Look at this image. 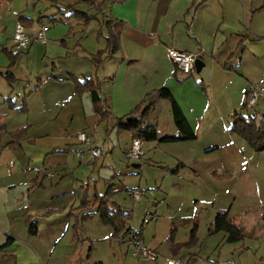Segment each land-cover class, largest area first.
<instances>
[{"label":"crops","instance_id":"obj_1","mask_svg":"<svg viewBox=\"0 0 264 264\" xmlns=\"http://www.w3.org/2000/svg\"><path fill=\"white\" fill-rule=\"evenodd\" d=\"M76 3L0 0V264H264V153L254 152L230 131L236 113L264 118V95L253 110H243L248 83L264 86V0H106L113 19L121 22V51L99 68L94 57L106 50L107 34L98 32L105 42L94 48L82 45L85 37H93L88 28L98 29L101 22L86 27L63 11ZM19 17L30 35L47 27L48 44L16 51L13 35ZM169 49L198 54L204 67L191 76L183 74ZM35 59L42 63L39 68L33 65ZM71 78L101 85L106 120H100L89 93H76ZM162 88L172 93L196 140L143 143L152 155L146 154L132 169L106 166L108 155L115 152L114 134L134 141L131 133L118 132V120ZM8 99L15 109L5 104ZM160 105L151 125L157 127L159 139L178 137L171 103L164 104L168 126ZM63 120L72 128L77 121L85 122L76 130L104 148L105 157L95 163L79 159L83 147L77 136L68 135L72 128L61 127ZM103 125L107 138L98 143L93 130ZM24 129L26 139L15 143L14 134ZM58 155L67 160L55 163ZM154 165L178 171L175 176L165 171L161 182L153 180V187L145 175ZM128 178L138 185L128 186ZM167 178L171 183L164 187ZM116 188L122 191H112L109 202L131 216L119 237L99 213L100 199ZM128 189L144 193L138 202L130 197L144 205L138 214L125 206L126 199L118 201ZM225 212L244 228L243 242L231 244L224 233L208 234L216 216ZM84 216L86 221L80 223ZM136 216L142 217L141 229L132 225ZM196 226L197 245L175 257L172 244L188 243ZM139 233L159 254L157 261L135 253L131 237ZM8 241L11 245L2 249ZM91 243L95 253L89 249L86 256L85 246Z\"/></svg>","mask_w":264,"mask_h":264},{"label":"trees","instance_id":"obj_2","mask_svg":"<svg viewBox=\"0 0 264 264\" xmlns=\"http://www.w3.org/2000/svg\"><path fill=\"white\" fill-rule=\"evenodd\" d=\"M103 0H77V3L72 6H68L64 12H70L72 17L82 21L87 27L93 22H98L97 16H92L88 13L76 10L77 5H87L91 10L97 8L101 12V6ZM54 21V20H52ZM19 22L24 24L23 17H19ZM107 27V48L105 51L100 52L94 57V63L96 68H99L110 56H113L121 51V22L111 19H105L103 21ZM76 85V93L83 95L89 93L93 99L94 107L97 114L100 116V120L104 121L107 119L108 114L105 110V101L101 96V85L99 83L88 81L85 84H80L71 78ZM168 101L172 105V111L176 126L180 131L178 137H164L159 139L158 129L151 125V115L154 113L156 106L161 101ZM5 104H9V108L15 109L14 105L8 99ZM23 106L20 110H24ZM244 111H248L246 104L243 107ZM117 129L119 133H131L134 140H141L143 143H177L181 141H194L196 140V134L189 126L181 108L175 101L172 93L167 88L157 90L152 94H148L143 101L136 107V109L126 118L120 119L117 122ZM231 133L234 136L239 137L245 141L249 147L256 153H264V118L258 120L255 117L244 116L241 113H236L234 116V123L231 128ZM28 129H24L21 132L14 134L13 138L15 143H18L22 139H26ZM175 170L173 173H176ZM112 189H109L107 195L100 199L101 207L99 213L105 220H108L115 228V237H119L121 234L126 232L125 219L131 216L125 215L121 208L116 204H111L110 199L113 198ZM87 206V202H84V207ZM86 221V217L82 219L80 223ZM30 232L35 233V225L29 222ZM74 236L78 240V226L74 228ZM224 233L227 236V242L234 244L243 242L247 235L244 228L235 225L229 212L218 214L211 224L209 229L210 235H217ZM141 239V234H137ZM173 240V236L171 237ZM198 243L197 239V226L192 230L190 240L186 244L176 245L172 244V252L175 257H178L180 252L183 250L191 249ZM11 245V241L2 247L5 249ZM92 249L90 250V252ZM102 264V263H95Z\"/></svg>","mask_w":264,"mask_h":264},{"label":"built area","instance_id":"obj_3","mask_svg":"<svg viewBox=\"0 0 264 264\" xmlns=\"http://www.w3.org/2000/svg\"><path fill=\"white\" fill-rule=\"evenodd\" d=\"M47 27H43L35 35H30L26 32L24 26L18 23L13 35L14 48L18 52L28 51L35 45L45 46L48 44L46 37ZM168 55L173 63L177 66L180 72L185 75H193L197 71V62L200 59L198 54L187 53L180 50L169 49ZM264 95V86L248 83L247 85V101L246 106L249 111L253 110L260 97ZM77 140L83 151L77 153V157L81 160L86 157L91 163L105 157L106 152L104 148L98 147L94 144L93 139L85 132L77 134ZM146 156L143 149V142L141 140H134L129 151H127L125 158L128 162H140ZM48 177H53V174H48ZM122 190L116 188L114 193H120ZM126 193L129 197L133 198L136 202L141 201L144 193L140 190L128 189ZM131 245L135 253L143 259L157 261L159 254L157 251L147 247L137 234L131 237ZM168 264H180L179 260H169Z\"/></svg>","mask_w":264,"mask_h":264},{"label":"rangeland","instance_id":"obj_4","mask_svg":"<svg viewBox=\"0 0 264 264\" xmlns=\"http://www.w3.org/2000/svg\"><path fill=\"white\" fill-rule=\"evenodd\" d=\"M105 1L106 0H103L102 2V4H104L105 3ZM79 8H78V11H81V12H85V13H88V14H90V15H92V16H97V18H98V20L101 22V25L100 26H98V29H97V26H93V27H91V28H88V34H93V37H91V38H87V37H85V39L82 41V45H88V46H90V47H92V48H94V47H96L97 45H98V43H99V41H101V43L102 42H105L104 41V39H102L101 37H103V35H104V37H106V34H107V27H106V25H104V23H103V21L105 20V19H111V18H114L113 16H112V8H110V7H108V6H110V3H105V5H102L101 6V12H99V10L97 9V8H95L94 10H91L90 9V7L88 8V10H87V8H85L84 6H86V5H77ZM76 6V7H77ZM98 24V23H97ZM57 27H59V26H57ZM100 28V29H99ZM54 29H56V28H54ZM54 29H52V30H54ZM59 29H61V28H59ZM52 30H50V32H52ZM99 31H101V33H103V35L101 36H99V34L100 33H98ZM91 32H93V33H91ZM92 36V35H91ZM103 37V38H104ZM81 41V40H80ZM39 48V47H38ZM18 63V62H17ZM42 63L40 62V60L38 59V61H37V59H35V61H34V64L33 65H38V68L40 67V65H41ZM26 67H27V63L26 62H24V63H22V65H21V71L23 72V73H25V70L24 69H26ZM165 103H168V101H165V100H163L162 102H161V105L160 104H158V105H160V115H161V111H162V121H163V123L164 124H167L168 123V115H167V113H166V111H165ZM256 110V109H255ZM253 112H251V114H252ZM252 116V115H251ZM104 124V123H103ZM82 125H85V122H76V124H75V126L72 128L71 127V124H70V122L69 121H64L63 120V123H61V127L62 128H66V129H71L70 131H69V134L68 135H75V137L77 136V134H79V133H81V132H83V131H80V132H78L76 129L79 127V126H82ZM91 125V128L92 129H94L93 127V124L91 123L90 124ZM106 125H103V126H101L100 128H96V130H93V134H94V137H95V139L98 141V143H104L105 141H106V138H107V135H106V133H105V130H104V127H105ZM167 126H168V124H167ZM91 129V130H92ZM125 134V133H124ZM38 135H40L39 134V132H38ZM237 137V136H236ZM39 140V139H38ZM76 140H77V137H76ZM112 140H113V145L115 146V152H114V154L112 155V154H109L108 155V157H107V159H106V162H105V165L106 166H112L113 164H115V165H117V167H116V170L115 171H118V170H120L122 167H123V169L124 170H126V169H132V165H136V163H138V162H128L127 160H126V158H125V156L123 155V151L126 149V147L130 144V143H132V139H131V137L130 136H128V135H123V136H120L119 137V135H117V134H114L113 135V138H112ZM77 142H78V140H77ZM112 143V142H111ZM78 144H79V142H78ZM80 145V144H79ZM112 145V144H111ZM145 151V153L147 154V156L148 155H150L151 154V152H147L146 151V149L144 150ZM152 155V154H151ZM152 157V156H151ZM71 158H73V156L71 155ZM69 159V158H68ZM65 160H67V158L65 157V156H63V155H58L56 158H55V163H61V162H63V161H65ZM72 159H70V161H71ZM262 160V162H261V164L264 162L263 160L264 159H261ZM73 161V160H72ZM76 162H79L78 160H76ZM52 163V159H51V161H49V166H50V164ZM92 170V169H91ZM168 171V173L171 175V176H175V174L173 173V171L172 170H167V168L166 167H164V166H160V167H158V168H155V165L152 167V168H148V169H146V175H145V177H146V179H150V182L152 183V185H153V187L155 186V184L153 183V180H157L158 182H161L162 180H163V177L165 176V174L167 175V173L166 172ZM49 174H51V173H49ZM146 179H144V181L146 180ZM48 181V184H50L51 183V181H49V179L47 180ZM165 181V183H164V187H167L170 183H171V179H165L164 180ZM138 183H139V181L138 180H136V179H130V178H128V180H127V182H126V184L128 185V186H130V187H136L137 185H138ZM145 188V187H144ZM148 192V191H147ZM38 194H39V197H40V199H44V198H42V193H39L38 192ZM124 199H126V201H124L123 202V200ZM47 201V200H46ZM43 202V204L44 205H47L48 203L47 202ZM118 201H120V202H123L124 204H125V206L126 207H128L129 209H132V210H134V211H136V213L138 214L139 212H137L138 210H141L143 207L142 206H144L143 204H139V203H135L133 200H131L130 199V197L128 196V194L126 193V192H123L120 196H119V198H118ZM42 203V202H41ZM47 203V204H46ZM257 209V208H256ZM142 217L141 218H139V216H136L135 217V219H134V222L132 223V225L134 226V227H136V228H138V229H141L140 228V226L142 225ZM92 223H89L88 225L89 226H92L91 225ZM85 226V228L86 227H88V226H86V225H84ZM84 226L82 227V232L84 233V231H85V228H84ZM209 234V233H208ZM210 235V234H209ZM252 243H254V242H252ZM1 245V244H0ZM91 250L92 249V251H91V255H93L94 253H95V249H96V247L94 246V244L93 243H91L90 245H87V246H85V253L84 254H86V256H87V253H88V250ZM84 254H83V256H84Z\"/></svg>","mask_w":264,"mask_h":264},{"label":"water","instance_id":"obj_5","mask_svg":"<svg viewBox=\"0 0 264 264\" xmlns=\"http://www.w3.org/2000/svg\"><path fill=\"white\" fill-rule=\"evenodd\" d=\"M204 67V64L201 60L197 62V72H200L202 68Z\"/></svg>","mask_w":264,"mask_h":264},{"label":"bare ground","instance_id":"obj_6","mask_svg":"<svg viewBox=\"0 0 264 264\" xmlns=\"http://www.w3.org/2000/svg\"><path fill=\"white\" fill-rule=\"evenodd\" d=\"M199 60H200V59H199ZM199 60H198V61H199ZM248 111H249V110H248Z\"/></svg>","mask_w":264,"mask_h":264}]
</instances>
